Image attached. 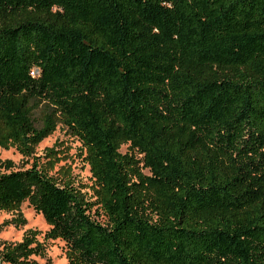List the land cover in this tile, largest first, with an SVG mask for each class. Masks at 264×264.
<instances>
[{"label":"trees","instance_id":"obj_1","mask_svg":"<svg viewBox=\"0 0 264 264\" xmlns=\"http://www.w3.org/2000/svg\"><path fill=\"white\" fill-rule=\"evenodd\" d=\"M0 149L3 225L66 264H264V0H0Z\"/></svg>","mask_w":264,"mask_h":264},{"label":"rangeland","instance_id":"obj_2","mask_svg":"<svg viewBox=\"0 0 264 264\" xmlns=\"http://www.w3.org/2000/svg\"><path fill=\"white\" fill-rule=\"evenodd\" d=\"M34 117H37L36 113L34 114ZM55 144L58 145V148L56 149L62 148L64 151L68 152V155L71 158H73L71 161L67 162H71L72 173L76 180V184L80 182L81 184L88 185L90 183L88 168L83 166L81 161L77 158L80 144L77 140L70 137L64 128L58 126L51 136L43 140L36 148V155L41 156L46 148H50ZM120 151L124 153L126 151V146L121 147ZM4 160L12 161L17 168L24 164L21 161L20 155H18L14 149H0V162ZM24 166L27 167L28 165ZM20 213L26 220V225L15 227L11 224L3 225V223L15 218L16 215L14 213L0 211V241L18 242L21 240V237L26 230H37L40 233L38 239L43 241L46 247L45 257L35 258L37 264H66L63 254V243L60 241L43 240L44 233L48 230V227L45 225L42 217L39 214H36L27 202L21 205Z\"/></svg>","mask_w":264,"mask_h":264}]
</instances>
